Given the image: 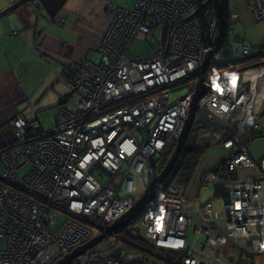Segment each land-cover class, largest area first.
<instances>
[{
	"label": "built area",
	"instance_id": "built-area-1",
	"mask_svg": "<svg viewBox=\"0 0 264 264\" xmlns=\"http://www.w3.org/2000/svg\"><path fill=\"white\" fill-rule=\"evenodd\" d=\"M132 1L130 9L109 6L98 61L63 69L68 93L52 131L21 118L10 123L9 136L0 130V264H56L125 215L144 171L161 170L175 149L201 77L206 92L185 146H220L223 158L196 183L171 179L128 226L154 253L177 257L127 262L93 248L71 264H247L264 257V158L255 161L248 151L264 137V64L248 60L255 47L242 37L239 13H229L226 33L238 47L225 40L216 57L225 67L210 64L202 75L220 30V0ZM244 3L255 23L264 20V0ZM149 38L157 45L147 55L131 52ZM184 84L186 95L171 100L169 90ZM205 187L216 189L214 200L198 206ZM60 214L65 219L53 231Z\"/></svg>",
	"mask_w": 264,
	"mask_h": 264
},
{
	"label": "crops",
	"instance_id": "crops-1",
	"mask_svg": "<svg viewBox=\"0 0 264 264\" xmlns=\"http://www.w3.org/2000/svg\"><path fill=\"white\" fill-rule=\"evenodd\" d=\"M22 1L0 0V14H4L0 17V111L14 107L13 111L24 121L39 123L36 117H23L18 107L31 102L35 93L50 87L59 93L55 97L58 108L67 95L63 69L68 63L95 62L90 56L92 53L98 55V41L113 15L109 6H121V3L120 0ZM246 16L252 19L246 11L245 18L240 21L241 28L248 23ZM243 31L244 25L242 34ZM12 32L16 35L11 37ZM244 37L255 47L248 60L264 64V37L260 36L255 24ZM32 80L38 85L30 92L28 86ZM54 117L57 123V115ZM259 125L264 129V114ZM251 143L250 156L255 161L264 158V149L261 152L257 148L253 150ZM247 264H264V257L259 256Z\"/></svg>",
	"mask_w": 264,
	"mask_h": 264
},
{
	"label": "rangeland",
	"instance_id": "rangeland-1",
	"mask_svg": "<svg viewBox=\"0 0 264 264\" xmlns=\"http://www.w3.org/2000/svg\"><path fill=\"white\" fill-rule=\"evenodd\" d=\"M121 7L125 8H132L133 6V1L132 0H120ZM123 4V5H122ZM114 5V4H113ZM120 5V4H119ZM230 12H239L240 16L239 17V24L241 27V18H245L246 11L248 12V9L246 7V4L244 3L243 0H231L230 4ZM246 10V11H245ZM248 23L243 24L244 25V31H243V38L246 35L247 32H249L253 24L257 27V31L260 33L261 37H264V20L259 22V23H254L252 19H250L248 16H246ZM242 25V28H243ZM241 28V29H242ZM155 38L158 39V41L161 40V31H159L156 35ZM156 42L149 38L147 42H134L131 48V52H137L142 55H147L150 51L151 48L156 47ZM226 45H231L233 47H238V43L234 40L233 36L231 34H228L226 36ZM93 61H98V55H95L94 53L91 54L90 56ZM214 74H209L207 76L208 79L213 77ZM38 85L34 80L31 81L29 84V91L32 92L33 89H36L35 86ZM59 86L63 89V85L59 83ZM190 90V86L184 84L178 88L170 89L169 90V96L171 100L183 97L186 95V93ZM65 93V92H64ZM68 93V92H67ZM59 94L56 92V90L52 88H45L41 90L38 93H35L32 101L20 105L18 107V111L21 113V115L27 119H34L35 117L37 118L39 125H41V129L45 132L48 133L52 131L55 127V114H57L58 108H57V103L55 102V97ZM45 109V110H44ZM252 149L254 150L257 148L260 152L264 149V139L257 138L255 139L252 143ZM186 147V146H185ZM196 149L204 150L205 153L201 156V159L199 160V165L196 171L192 174L190 181H188L186 184L189 185L192 180L195 182L205 171L211 169L214 165H216L217 162L222 158L223 156V150L221 149L220 146H213L210 148H205V146L197 147ZM174 151V150H173ZM171 151L169 153L170 157L173 153ZM168 155V156H169ZM170 159V158H169ZM168 159V160H169ZM168 162V161H167ZM160 169L154 170L152 168H148L144 171L142 176L138 179L136 182V188H137V193L133 195L136 200L146 191V189L150 186L151 182L156 178V176L159 174ZM4 172V166L2 162L0 161V175L3 174ZM23 175V172L21 173ZM178 176V175H174ZM173 176V177H174ZM179 180L182 182L180 177ZM178 180V179H177ZM196 183V182H195ZM194 183V184H195ZM166 185V183H165ZM165 185L161 188L164 189ZM215 188H210V187H205L201 190V194L198 198L197 205L202 206L206 202L210 200H214L215 197ZM122 196V194H121ZM222 202H214V206L216 208L221 207ZM65 219V216L60 214L58 218L56 219L57 226L53 228L52 230L54 231L59 225L62 224L63 220ZM83 223V222H82ZM112 225V224H111ZM110 225V226H111ZM139 225V224H138ZM130 226V225H128ZM127 226V227H128ZM135 234H137V231H134ZM128 240V239H126ZM5 247V241L3 239H0V250L4 249ZM93 251H98V255L100 256H111L114 254V252H118L121 254L123 259L127 262H131L136 259H140L145 257L143 252L139 248H135L133 250L129 249L128 246L126 245L125 241L123 240V237L120 236L119 234H116L114 236H108L103 240L100 244H98ZM79 261H83V257H80L78 259Z\"/></svg>",
	"mask_w": 264,
	"mask_h": 264
},
{
	"label": "water",
	"instance_id": "water-1",
	"mask_svg": "<svg viewBox=\"0 0 264 264\" xmlns=\"http://www.w3.org/2000/svg\"><path fill=\"white\" fill-rule=\"evenodd\" d=\"M27 1L29 0H23L22 2L25 3ZM230 1L231 0H220L219 11H218L220 30L218 35L208 44L203 65L201 67L202 75L207 72L209 65L213 62L214 59H216L218 53L220 52V49L225 43L226 33H227V22L230 13V7H229ZM21 3L15 4L12 7V9L17 7ZM7 12L8 11L4 13ZM3 15L4 14L1 13L0 17ZM205 92H206V87L204 86L203 78L201 77L200 81L196 85V89L192 97L189 116L184 124L183 130L181 132L180 137L177 140L175 149L170 159L165 164V166L160 171V173L156 176V178L151 182L150 186L146 189V191L137 199L133 207L120 219H118L111 226H109V228L105 231V233L95 237L85 245L72 251L69 255L64 257L62 260L58 261L56 264H71L75 259L84 256L87 252L91 251L103 240H105L106 237L112 236L113 233L119 232L120 230L126 228L131 222L135 221L139 217V215L143 212V210L146 207H148L151 204L157 192L165 185V183L167 185L169 180L173 177L174 168L178 162L179 157L182 154H185L187 151H189L185 147V142L189 134V131L193 125L195 114L198 109V102ZM56 115L58 118V114Z\"/></svg>",
	"mask_w": 264,
	"mask_h": 264
},
{
	"label": "trees",
	"instance_id": "trees-1",
	"mask_svg": "<svg viewBox=\"0 0 264 264\" xmlns=\"http://www.w3.org/2000/svg\"><path fill=\"white\" fill-rule=\"evenodd\" d=\"M224 64H222L218 58L214 59L213 62L211 63V68H224ZM14 107H6L3 110L0 111V130L3 131V135L5 137L9 136L11 134L10 131V123L14 121L15 119L20 118L17 116V114L13 111ZM43 131V130H42ZM44 132V131H43ZM205 153L204 150L200 149H194V150H189L185 154H182L179 159L177 164L175 165L174 168V176L173 178L180 177L182 180V183L186 184L188 181H190L192 174L196 171L199 165V160L201 159V156ZM170 158V155L165 158V162L168 161ZM165 166V164H164ZM163 166V167H164ZM162 167V169H163ZM161 169V170H162ZM160 170V171H161ZM159 171V173H160ZM169 180V182L171 181ZM168 182V183H169ZM120 236L123 237V240L125 241L126 245L128 246L129 249L133 250L135 248H139L145 257L136 259V261H142V262H147L150 261L152 257L154 258H160L162 260H165L166 262H171L172 259H175L177 257L176 254L170 253V252H155L154 253V247L152 245L148 244L140 234H135L132 233L128 227L124 228L123 230H120L119 232L114 233L112 236L119 234ZM128 239V240H126ZM118 252H114L112 256H118Z\"/></svg>",
	"mask_w": 264,
	"mask_h": 264
},
{
	"label": "flooded vegetation",
	"instance_id": "flooded-vegetation-1",
	"mask_svg": "<svg viewBox=\"0 0 264 264\" xmlns=\"http://www.w3.org/2000/svg\"><path fill=\"white\" fill-rule=\"evenodd\" d=\"M231 13V12H230ZM239 13V12H238ZM239 16H240V14H239ZM240 20V19H239ZM228 23V22H227ZM242 30V29H241ZM102 37V36H101ZM98 43H99V41H98ZM97 47H98V44H97ZM116 233V232H115ZM114 234V233H113Z\"/></svg>",
	"mask_w": 264,
	"mask_h": 264
}]
</instances>
